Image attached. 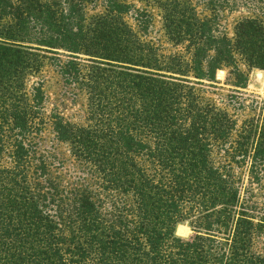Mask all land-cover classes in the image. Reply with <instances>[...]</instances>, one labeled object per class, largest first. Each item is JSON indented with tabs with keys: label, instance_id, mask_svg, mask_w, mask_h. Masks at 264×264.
<instances>
[{
	"label": "trees",
	"instance_id": "trees-1",
	"mask_svg": "<svg viewBox=\"0 0 264 264\" xmlns=\"http://www.w3.org/2000/svg\"><path fill=\"white\" fill-rule=\"evenodd\" d=\"M93 1L0 0V264H264V216L234 171L263 178L264 110L238 127L191 85L226 68L246 88L238 57L264 71V0H241L252 16L233 39L222 0H206V18L190 0H103L89 17ZM150 6L183 53L147 39ZM44 60L84 97L81 124L44 117L42 85L28 88ZM44 127L70 168L42 146Z\"/></svg>",
	"mask_w": 264,
	"mask_h": 264
},
{
	"label": "rangeland",
	"instance_id": "rangeland-1",
	"mask_svg": "<svg viewBox=\"0 0 264 264\" xmlns=\"http://www.w3.org/2000/svg\"><path fill=\"white\" fill-rule=\"evenodd\" d=\"M195 7L199 17H212L215 13L218 15L217 23L219 30L225 33L228 38L233 39V28L236 23L244 18L251 17L248 9L240 7L241 0H222L223 8L216 5V12L213 13L208 7L206 0H190ZM221 2V1H220ZM236 2V3H234ZM132 4L136 8H145V3L134 1ZM222 5V2L220 3ZM226 6V7H225ZM228 6V7H227ZM152 16L151 27L148 30V40H151L156 46H159L163 54L183 53L181 48L173 47L168 43L161 22V13L156 7H147ZM103 12V0H94L92 5H88L87 15L93 16ZM127 23L134 28L135 24L131 18L126 17ZM238 65L241 70L247 73L248 82L246 88H235L233 86V78L228 74V69L223 68L216 72L215 83L202 82V84L194 85L199 94L205 99L214 103L220 109L228 112V114L236 121L238 127L251 119L260 117L264 110V71L258 69L249 70L243 61L238 57ZM261 75L259 78L258 76ZM194 81V80H192ZM40 83L43 87L46 100L44 104V117L50 116L52 113L61 115L65 120L73 123L81 124L84 116V97L79 95L77 98L70 96L67 90L63 88L60 77L56 70L51 66L48 60H44L40 72L33 75L28 80V88L34 83ZM52 134L48 127H44L42 135V146L47 151H53L61 159L64 169L70 168V159L68 158L65 147L55 145L53 143ZM263 178L261 182L256 183L249 176L248 166L235 167L236 176L241 177V193L246 198L248 210L255 221L264 216V168L261 167ZM190 229V234L185 238L193 235L188 223H182ZM256 250L264 256V235L258 238Z\"/></svg>",
	"mask_w": 264,
	"mask_h": 264
},
{
	"label": "bare ground",
	"instance_id": "bare-ground-1",
	"mask_svg": "<svg viewBox=\"0 0 264 264\" xmlns=\"http://www.w3.org/2000/svg\"><path fill=\"white\" fill-rule=\"evenodd\" d=\"M259 78L261 77V75L258 76Z\"/></svg>",
	"mask_w": 264,
	"mask_h": 264
}]
</instances>
